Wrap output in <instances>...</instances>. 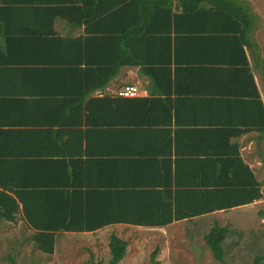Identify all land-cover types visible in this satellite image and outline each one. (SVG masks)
<instances>
[{"label": "crops", "instance_id": "0c3cea01", "mask_svg": "<svg viewBox=\"0 0 264 264\" xmlns=\"http://www.w3.org/2000/svg\"><path fill=\"white\" fill-rule=\"evenodd\" d=\"M244 1L252 14L247 39L257 48L241 46L234 35L210 34L203 43L194 37L185 43L184 36L179 35L175 87L169 101L157 98L152 80L139 66H123L105 87L92 90L83 99L82 110L73 109L75 91L83 88L75 68L34 65L39 59L82 56L76 38L84 37L88 28L97 30L98 18L93 16L114 0H74L63 12L54 5L18 6L11 29L21 35L47 29L68 38L59 55L33 41L26 43L22 39L27 36H9L0 22V195H14L21 208L16 220H1L0 227L7 224L34 233L36 230L24 219L22 201L16 193H28L45 183L67 184L71 171L77 173L84 189L94 187V191L106 193L92 197L100 204L95 206L99 216L164 218L168 214H160L151 200L153 192L166 191H196L200 195L198 207L204 208L209 206L204 199H222L212 191L231 179L245 185V192L249 188V195L256 194L259 187L263 196L249 204L175 219L163 226L117 222L95 231L59 234L97 233L119 227L154 231L181 222L203 232L200 228L210 227V231L215 224L228 227L233 218L246 226L256 217L264 226V217L259 215L264 210V2ZM177 4L174 0L173 16L181 11ZM192 19L188 26L208 33L220 32L223 22L227 27L232 24L231 20L222 22L204 13ZM159 20L166 23V14ZM133 23L127 15V24ZM180 24L185 26L182 20ZM172 36L174 40V32ZM101 53L98 51L96 58ZM123 85H135L138 92L122 95L119 90ZM96 97L119 101L113 102L111 113H107L104 108L108 103H91ZM140 97L148 98L143 106L130 101ZM87 104H94L90 113ZM104 121L114 124L104 127ZM139 192L145 195L135 208L133 203L138 199L134 193ZM105 202L111 204L110 209L102 205Z\"/></svg>", "mask_w": 264, "mask_h": 264}, {"label": "trees", "instance_id": "16d2710c", "mask_svg": "<svg viewBox=\"0 0 264 264\" xmlns=\"http://www.w3.org/2000/svg\"><path fill=\"white\" fill-rule=\"evenodd\" d=\"M73 1L0 0V22L3 24V31L9 33V36H27L22 39L26 43L33 41L52 54L59 55L62 47L69 40L68 38L56 35L54 31L47 29L21 35L22 33H19L18 30L11 29L10 24L14 22V13L18 6L54 5L60 6L59 11L63 12L66 8L64 6ZM85 1L88 2V0ZM173 3L174 0H114L104 10L93 16V18H98L96 25H99V28L96 30L86 27L85 36L76 38L80 44L82 56L39 59V63L34 66H71V68H75L74 70L79 73L82 80L83 88L80 91H75L77 101L73 102V109H81L83 99L89 96L92 90L105 87L123 66H139L140 72L152 80L157 98L162 96L165 101H169L175 87V67L177 65L175 50L179 35L184 36L185 43L191 41L190 39L193 37L197 38L196 42L203 43V41H208L210 34L214 36L218 34L234 35L238 36L241 46L248 44L252 47H258L253 41L247 39L252 27V14L244 0H177L178 10L181 11L175 12L174 16L171 12ZM163 13L166 14V23L164 24L159 22ZM203 13L217 17L222 22L231 20L232 24L227 27L223 22L222 28H218L220 32L215 31V33H208L206 29L199 27L188 26L195 20L192 17L203 15ZM127 15H129V21L131 18L134 19L133 24H127ZM87 17H91V15H87ZM181 20L185 26L180 24ZM50 32L51 35H48ZM98 51H102L100 58H96ZM92 100L91 103H95V100L108 103L106 109L104 108L107 113H111L113 102L119 101L118 98L111 97H96ZM147 100L148 98L140 97L132 98L130 101H136L143 106L144 101ZM92 105L94 104H87L89 113ZM82 122H84L83 119ZM108 124L111 126L114 122L104 121L102 126L110 127ZM69 175L71 181L67 184L45 183L41 184L38 189L33 187L28 193L23 191L16 193V196L22 201L24 219L31 228L36 230L33 238L37 247L47 254L54 253L58 235L63 231H95V229L98 230L117 222L163 226L175 219L192 218L218 209L249 204L263 196L259 187H256V194L249 195L250 189L248 187L245 192L242 189L245 185L231 179L228 184H217L216 189L212 191V195L216 197L222 195V199L216 202L212 198L204 199L205 202L209 203V206L204 208L198 207L196 199L199 194L196 191H187L185 194L182 192L174 194L166 191L153 192L154 198L151 200V206L161 211L160 214H168L164 218H147L142 215L136 218L99 216L95 206L100 204L93 202L92 197L97 195L103 197L106 193L94 191L96 190L94 187L84 189L83 185L78 183V175L75 171H71ZM252 187L255 191V185ZM134 195L138 200L133 204L135 208H138L137 205L141 204V197L145 194L139 192L134 193ZM103 204L106 209L111 208L110 203L105 202ZM20 211V203L14 195L6 192L0 195V221L5 219L14 221L16 220V213ZM172 211L175 214H172ZM259 215L264 217V210L259 211ZM228 232V227L215 224L205 235V241L215 258L225 264L227 263L223 243ZM127 245V241L117 234L111 235L109 246L112 257L109 264H118L122 260L126 254ZM157 253L158 249L152 254L153 264L159 263L156 259ZM263 260V256H257L253 264H263ZM14 264L17 263L14 261Z\"/></svg>", "mask_w": 264, "mask_h": 264}, {"label": "rangeland", "instance_id": "374dc122", "mask_svg": "<svg viewBox=\"0 0 264 264\" xmlns=\"http://www.w3.org/2000/svg\"><path fill=\"white\" fill-rule=\"evenodd\" d=\"M259 220L250 218L246 226L238 224L236 218L227 222L229 232L223 243L227 264H253L257 256L264 257V226ZM191 226L181 222L154 231L119 227L97 233L59 234L54 253L47 254L37 247L33 232L4 224L0 227V264H109L113 233L128 243L118 264H153L156 249L158 264H225L215 258L205 241L210 227L196 232Z\"/></svg>", "mask_w": 264, "mask_h": 264}, {"label": "built area", "instance_id": "2783aa9c", "mask_svg": "<svg viewBox=\"0 0 264 264\" xmlns=\"http://www.w3.org/2000/svg\"><path fill=\"white\" fill-rule=\"evenodd\" d=\"M138 92V87L135 85H123L119 93L125 96H134Z\"/></svg>", "mask_w": 264, "mask_h": 264}]
</instances>
